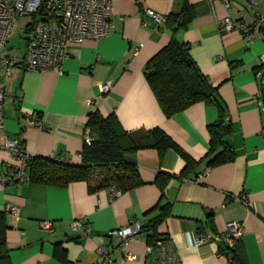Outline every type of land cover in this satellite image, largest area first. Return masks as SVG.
<instances>
[{
  "label": "crops",
  "instance_id": "crops-1",
  "mask_svg": "<svg viewBox=\"0 0 264 264\" xmlns=\"http://www.w3.org/2000/svg\"><path fill=\"white\" fill-rule=\"evenodd\" d=\"M113 2L112 33L71 44L60 72L17 70L9 77L0 71V87L9 89L0 110V211L8 204L19 208L17 217L7 213L12 264H101V245L111 251L113 264H161L170 258L177 264H234V255L237 264H264V65L259 63L264 54V0ZM186 3L196 14L176 36L190 45L198 66L217 88L233 129L227 140L235 158L214 167L207 159L209 128L219 120L220 108L201 101L167 116L147 77L148 62L174 34L167 20L158 25L151 19L145 25L147 11L169 16ZM226 17L247 21L252 40L238 31H221ZM10 52L8 45L0 56ZM103 83H111L112 90L103 93ZM98 110L104 116L115 113L131 133L164 130L194 164L189 166L175 148L143 147L130 155L142 184L124 192L87 180L4 184L13 164L8 138L20 139L38 157L81 164L89 115ZM243 194L250 205L239 199ZM167 204L168 215L158 225L167 245L165 257L158 249L149 252L155 246L149 225L165 213ZM47 219L55 222L53 232L42 226ZM75 220H83L77 230ZM232 221L245 226L235 248L218 239ZM134 223L141 231L128 243L112 235ZM201 232L213 239L196 244Z\"/></svg>",
  "mask_w": 264,
  "mask_h": 264
},
{
  "label": "trees",
  "instance_id": "trees-1",
  "mask_svg": "<svg viewBox=\"0 0 264 264\" xmlns=\"http://www.w3.org/2000/svg\"><path fill=\"white\" fill-rule=\"evenodd\" d=\"M195 14L194 6L186 3L182 10L167 16V24L174 34L169 44L148 62L147 77L167 116H172L201 101L215 104L220 108L219 120L209 128L211 147L207 159H210L209 166L214 167L235 158V152L227 140L233 129L226 118V108L217 95V88L198 66L191 54L190 45L181 42L176 36L180 29L188 26ZM36 20L37 15H34L32 22L27 25L28 33L34 30ZM87 126L92 142L85 144L83 163L71 164L54 158L35 156L28 165L30 180L56 185L87 180L93 181L98 187L116 186L124 192L142 184L138 166L131 160L130 155L143 147L175 148L187 158L189 166L194 164L173 138L160 128L131 133L122 127L115 113L104 116L99 110L89 115ZM186 174H182L181 178L186 177ZM169 208L170 204L164 205L165 213L150 223L149 226L153 230L150 243L156 244L158 240H163L158 232V225L168 215ZM8 229L7 212L0 211V264H12L7 248ZM233 262L237 264L235 255Z\"/></svg>",
  "mask_w": 264,
  "mask_h": 264
},
{
  "label": "built area",
  "instance_id": "built-area-1",
  "mask_svg": "<svg viewBox=\"0 0 264 264\" xmlns=\"http://www.w3.org/2000/svg\"><path fill=\"white\" fill-rule=\"evenodd\" d=\"M227 6L229 2L227 1ZM37 15L34 30L25 37V48L19 51L4 53L0 56V71L12 77L17 70L23 71H61L62 66L69 56L70 46L74 43H81L87 39L101 40L108 37L114 28V2L113 0H0V52L8 51V45L12 37L13 30L19 19L30 17L33 19ZM153 19L158 25L166 22L167 15L154 9L147 11L144 24ZM32 22V21H31ZM30 22V23H31ZM220 29L223 32L238 31L247 41H251L253 32L251 26L245 20L235 21L231 17H226L220 22ZM264 37V32H262ZM137 47L135 53L138 54ZM260 65H264V54L259 57ZM111 83L101 84L103 93L112 90ZM9 96V89L0 87V110L3 111L5 102ZM93 101L89 100V104ZM86 142L91 144L92 137L90 130L87 132ZM7 149L13 157V164L8 166V182L17 183L29 180V161L36 155L29 153L23 146L20 139L8 138ZM121 191H116V194ZM239 199L250 205L246 194ZM7 213L17 217L19 208L16 205L8 204L5 208ZM83 224V220H75L73 229L77 230ZM43 228L49 232L55 230L53 220H44ZM141 231L138 223L131 224L124 228L115 230L112 235L128 243L137 237ZM245 232L242 222L232 221L227 225V229L218 236L219 240H224L231 248H235L238 238ZM213 239L212 235L206 232L199 233L196 244L201 245ZM158 249L165 257L167 245L164 240H158L154 245L149 246V252ZM99 253L103 256L101 264H113L111 251L105 246L99 247ZM161 264H177L175 258L163 260Z\"/></svg>",
  "mask_w": 264,
  "mask_h": 264
},
{
  "label": "rangeland",
  "instance_id": "rangeland-1",
  "mask_svg": "<svg viewBox=\"0 0 264 264\" xmlns=\"http://www.w3.org/2000/svg\"><path fill=\"white\" fill-rule=\"evenodd\" d=\"M32 21L30 17H23L18 20L13 30L9 48L13 51L21 52L25 47V37L31 33L27 32V25Z\"/></svg>",
  "mask_w": 264,
  "mask_h": 264
},
{
  "label": "water",
  "instance_id": "water-1",
  "mask_svg": "<svg viewBox=\"0 0 264 264\" xmlns=\"http://www.w3.org/2000/svg\"><path fill=\"white\" fill-rule=\"evenodd\" d=\"M179 184V183H178ZM178 184H176L175 185V188H177V186H178ZM171 195H172V200L175 198V196H176V189H173V190H171Z\"/></svg>",
  "mask_w": 264,
  "mask_h": 264
}]
</instances>
